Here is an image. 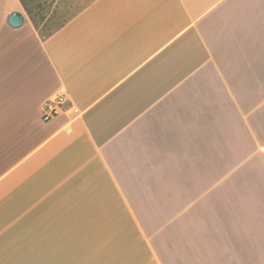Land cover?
Wrapping results in <instances>:
<instances>
[{
    "label": "crops",
    "instance_id": "crops-1",
    "mask_svg": "<svg viewBox=\"0 0 264 264\" xmlns=\"http://www.w3.org/2000/svg\"><path fill=\"white\" fill-rule=\"evenodd\" d=\"M0 264H264V0H0Z\"/></svg>",
    "mask_w": 264,
    "mask_h": 264
},
{
    "label": "rangeland",
    "instance_id": "rangeland-1",
    "mask_svg": "<svg viewBox=\"0 0 264 264\" xmlns=\"http://www.w3.org/2000/svg\"><path fill=\"white\" fill-rule=\"evenodd\" d=\"M94 0H25L31 16L25 15L38 31L47 38L75 17ZM35 24V25H34Z\"/></svg>",
    "mask_w": 264,
    "mask_h": 264
},
{
    "label": "built area",
    "instance_id": "built-area-1",
    "mask_svg": "<svg viewBox=\"0 0 264 264\" xmlns=\"http://www.w3.org/2000/svg\"><path fill=\"white\" fill-rule=\"evenodd\" d=\"M73 112V106L67 92L60 88L52 96L44 100L40 106V118L42 122H49L60 114L70 116ZM69 129L65 132L69 133Z\"/></svg>",
    "mask_w": 264,
    "mask_h": 264
},
{
    "label": "water",
    "instance_id": "water-1",
    "mask_svg": "<svg viewBox=\"0 0 264 264\" xmlns=\"http://www.w3.org/2000/svg\"><path fill=\"white\" fill-rule=\"evenodd\" d=\"M7 23L9 26L13 28H18L23 23V17L20 13H12L9 15L7 19Z\"/></svg>",
    "mask_w": 264,
    "mask_h": 264
},
{
    "label": "trees",
    "instance_id": "trees-1",
    "mask_svg": "<svg viewBox=\"0 0 264 264\" xmlns=\"http://www.w3.org/2000/svg\"><path fill=\"white\" fill-rule=\"evenodd\" d=\"M20 2L22 4V7L24 8L25 12L31 16V10L28 8V5L25 2V0H20Z\"/></svg>",
    "mask_w": 264,
    "mask_h": 264
}]
</instances>
